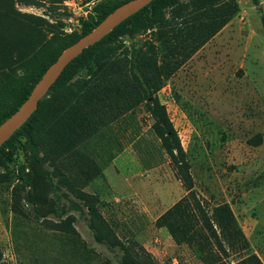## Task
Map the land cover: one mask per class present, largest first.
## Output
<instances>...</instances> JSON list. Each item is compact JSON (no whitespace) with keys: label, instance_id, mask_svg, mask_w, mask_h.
Instances as JSON below:
<instances>
[{"label":"rangeland","instance_id":"obj_1","mask_svg":"<svg viewBox=\"0 0 264 264\" xmlns=\"http://www.w3.org/2000/svg\"><path fill=\"white\" fill-rule=\"evenodd\" d=\"M57 1L22 2L16 9L57 29L62 23L64 35H80L83 22L95 17L93 9L101 2ZM235 1L238 15L174 74L163 77L157 93L181 139L192 185L162 149L146 103L79 146L78 154L51 155L36 176L30 169L31 151L20 139L0 182V264L122 263L118 249L96 243L87 213L71 210L65 197L57 201L59 214L47 221L76 217V249L43 219L37 222L23 199L20 213L14 211L24 190L56 199V190L69 193L71 188L95 196L105 226L134 257L151 256L154 264H205L194 248L177 244L161 223L171 208L187 200L200 216L197 202L209 212L228 204L251 252L264 264V0H259L262 10L252 0ZM153 40L150 32L133 39L124 36L122 53L127 57L133 45ZM88 79L82 72L72 83ZM84 157L100 168L99 177L88 180L83 175L80 169L88 170ZM61 173L69 184L60 182ZM84 244L87 260L73 257L72 251L83 252ZM228 254H222L226 264L245 255Z\"/></svg>","mask_w":264,"mask_h":264},{"label":"trees","instance_id":"obj_2","mask_svg":"<svg viewBox=\"0 0 264 264\" xmlns=\"http://www.w3.org/2000/svg\"><path fill=\"white\" fill-rule=\"evenodd\" d=\"M37 1L0 0V125L28 99L35 85L65 49L90 34L109 14L130 0H101L93 9L95 17L90 16L83 22L80 35H64L60 30L62 23L57 29L44 19L16 9L17 3L32 5ZM252 1L255 6H260L259 0ZM239 11L235 0H189L188 3L154 0L131 16L68 65L30 120L0 148V182L6 178L2 171H6L12 161L16 141H26L25 145L31 151L30 169L36 176L45 162L53 158L51 155L62 158L71 153L78 154L79 146L146 103L162 149L182 179L192 185L181 139L157 93L163 77L174 74ZM262 21L264 23V17ZM148 32L152 33L153 41L133 45L127 57L123 55L122 37L133 39ZM82 72H86L89 79L72 83ZM83 162L88 170H80L88 180L101 175L96 163L87 157ZM58 178L63 185L69 184L63 173ZM62 197L70 201L71 210L87 213L94 240L118 249L122 253L121 264H154L151 256L147 255L146 259L139 255L134 257L132 249L105 226L99 200L82 190L71 188L69 193L56 190L57 200L24 190L23 197L16 198L14 211L20 213L19 204L23 199L37 222L43 219L53 232L68 237L65 243L69 242L76 249L80 238L75 229L76 217H60L55 223L47 221L50 216L59 214L57 201ZM197 208L200 216L193 213L187 200H182L162 217L161 223L169 229L177 244L194 248L205 264H226L222 254L228 258L230 251L238 255L245 253L236 264H263L251 252L228 204L218 205L209 212L197 202ZM87 248L84 244L83 252L72 251L73 257L87 260L90 254Z\"/></svg>","mask_w":264,"mask_h":264},{"label":"water","instance_id":"obj_3","mask_svg":"<svg viewBox=\"0 0 264 264\" xmlns=\"http://www.w3.org/2000/svg\"><path fill=\"white\" fill-rule=\"evenodd\" d=\"M154 0H130L109 14L90 34L83 36L62 53L60 58L45 72L21 107L0 125V148L20 130L37 111L40 102L47 97L68 65L86 49L96 45L116 27L137 14Z\"/></svg>","mask_w":264,"mask_h":264}]
</instances>
